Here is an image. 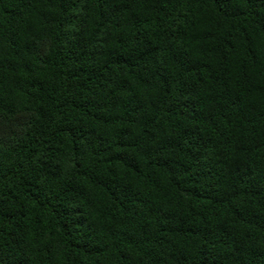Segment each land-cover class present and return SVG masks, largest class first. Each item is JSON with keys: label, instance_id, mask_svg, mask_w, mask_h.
I'll return each instance as SVG.
<instances>
[{"label": "trees", "instance_id": "16d2710c", "mask_svg": "<svg viewBox=\"0 0 264 264\" xmlns=\"http://www.w3.org/2000/svg\"><path fill=\"white\" fill-rule=\"evenodd\" d=\"M0 264H264V0H0Z\"/></svg>", "mask_w": 264, "mask_h": 264}]
</instances>
